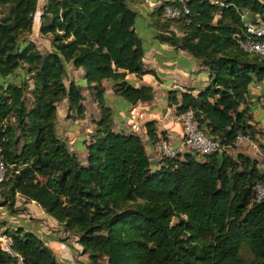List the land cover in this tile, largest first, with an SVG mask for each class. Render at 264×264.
<instances>
[{
    "label": "trees",
    "instance_id": "16d2710c",
    "mask_svg": "<svg viewBox=\"0 0 264 264\" xmlns=\"http://www.w3.org/2000/svg\"><path fill=\"white\" fill-rule=\"evenodd\" d=\"M128 1L44 0L37 11V0H0V207L18 212L17 194L34 201L74 236L86 264H244L243 242L264 264V199H253L264 170L256 158L185 151L151 166L139 135L111 128L104 83L129 102L151 97L150 86L125 78L144 70ZM171 2L155 5L147 23L207 71L196 95L180 92L176 111L192 107L198 126L232 149L237 133L253 138L249 86L260 83L264 97V57L241 50L232 33L241 31V8L264 21V0H191L187 13L166 18L162 7ZM35 15L49 50L29 36ZM67 63L82 69L83 85L64 84ZM82 89L98 109L84 162L54 128L62 99L68 114L84 116ZM145 125L154 140L152 121ZM2 224L10 242L8 250L0 242V264H59L35 231Z\"/></svg>",
    "mask_w": 264,
    "mask_h": 264
},
{
    "label": "crops",
    "instance_id": "0c3cea01",
    "mask_svg": "<svg viewBox=\"0 0 264 264\" xmlns=\"http://www.w3.org/2000/svg\"><path fill=\"white\" fill-rule=\"evenodd\" d=\"M160 1L161 0H138V2H136L129 0L128 4L130 3L129 6L137 12V18L140 17L145 21V24L149 26L146 19L147 13L155 5H158ZM41 6L42 3L38 6L39 10ZM142 12H144L145 15H142ZM34 21L35 22L31 25L29 36L32 40L41 41L43 44V38L41 36H44V34L38 32L39 21L37 15L34 16ZM150 29V35L146 37L140 36L142 38V46L144 49L141 57L144 70L141 73L126 72L125 78L134 86H150L151 97L147 100H135L134 102H129L121 95L115 94L109 87V84H104L106 105L111 111V128L113 130L133 132L139 135L145 153L150 161V165L156 166L160 159L159 154L154 150V141L156 139L163 138L170 145L174 147L179 146L181 128L173 115L179 102L180 92L187 90L193 95H196L197 92L207 83V71L205 67L199 63L196 57L183 49L175 48L173 45L164 41H159L154 36L153 28L150 27ZM49 48L50 46L48 43L46 49L49 50ZM70 68L75 69L77 72V76H74V78L71 79L83 85L84 81L81 77L82 69L80 67L72 66L71 63H67V69ZM257 84L260 86L259 88L255 86ZM81 93L84 96L82 102L84 103L87 100L91 104L88 111L85 109V116L83 118L66 117V115H69L70 113L73 114L72 112L67 114L66 110L63 111L65 112L64 116L66 118L61 117L63 116V113L56 114V120L64 123L65 127V129L60 131L57 130V132L63 137H66V142L71 145L69 147L73 150L79 148L80 144L78 142H82V140L87 138L92 132V119L97 118L98 116L96 103L91 99L90 94L86 89H82ZM260 93V83H253L249 86L246 99L251 116L247 122L253 129V138L249 139L264 147V97L261 96ZM172 96H174L173 98H175L176 101L171 100L170 97ZM64 102H66V100H64ZM147 121H152V127L155 134L154 140H151L147 135L145 125ZM60 132H62V134ZM81 145L83 149L82 152L85 155L84 144L81 143ZM185 151L187 150L179 147V152ZM232 153L244 154L255 158L251 153L248 147V141L246 140H243L241 143L234 146V148H232ZM16 202L23 203L24 206H32V204H34V201H27L18 194L15 197V203ZM41 211L44 212L40 209V212ZM45 218L48 223L53 222L55 223L54 225H56V220L46 213ZM37 223V225H33L34 228H31V230L35 231L40 237H42V234H49L52 232L49 228L45 227L44 221H38ZM22 224L27 225L30 223ZM24 227L26 228V226ZM42 229L44 233L41 232ZM53 230H57V228L53 227ZM74 246V249L80 248L76 242L74 243ZM78 256L80 255H77V258L80 261H77V264H86V257L84 256L79 259L80 257ZM55 257L58 261H64L66 264H74L71 254H68V251H65V249L62 251L61 255L57 252Z\"/></svg>",
    "mask_w": 264,
    "mask_h": 264
},
{
    "label": "built area",
    "instance_id": "2783aa9c",
    "mask_svg": "<svg viewBox=\"0 0 264 264\" xmlns=\"http://www.w3.org/2000/svg\"><path fill=\"white\" fill-rule=\"evenodd\" d=\"M191 0H172L171 3H166L162 7V15L166 18H177L183 13L188 12L187 3ZM210 3L222 4L223 0H207ZM238 16L241 21V31L233 32L232 36L235 38L237 46L248 53H257L264 57V21L260 20L255 13L252 15L246 8L238 10ZM257 88L260 86L255 85ZM174 119L180 124L181 137L179 146L174 147L170 145L163 138H158L154 141V150L161 157H175L179 152V147L186 149L191 153L208 154L212 152H220L222 150L232 153V149L228 145L220 144L217 140L208 136L199 126L194 115L192 107L188 106L180 111H175ZM247 133H237L232 141V146H236L241 141H248V147L251 153L260 163V168L264 170V147L255 141L249 139ZM4 175V164L0 159V180ZM253 199H264V180L257 181L253 185ZM13 216V215H12ZM15 217V216H13ZM0 242L3 247L8 250L10 242L9 237L0 236Z\"/></svg>",
    "mask_w": 264,
    "mask_h": 264
},
{
    "label": "rangeland",
    "instance_id": "374dc122",
    "mask_svg": "<svg viewBox=\"0 0 264 264\" xmlns=\"http://www.w3.org/2000/svg\"><path fill=\"white\" fill-rule=\"evenodd\" d=\"M44 0H37L36 2V10H39L38 9V6L43 3ZM132 1H136L138 2V0H132ZM130 4V3H129ZM142 15H145L144 12L141 13ZM33 22H35L33 20ZM135 31L137 32V34L139 36H142V37H146L148 35L151 34V29L149 26H147L145 24V21L143 19H141L140 17L137 18V16L135 17ZM43 39V44L41 43V41H36L34 40L38 45H40L42 47L43 50H48L46 49L47 48V45L49 43V46H50V42H49V35L48 34H44V36H41ZM50 49V48H49ZM74 76H77V72L75 71V69H67V65H66V77L63 79V82L64 84L66 85L69 81V79L71 78H74ZM85 92V90H84ZM86 93V92H85ZM65 99H62L60 100L58 103H57V106H56V114L59 113V114H62L63 113V116H61L62 118H66V117H70V118H78L76 117L74 114H69V115H66V117L64 116L65 112H63L64 110H66V102H64ZM85 104V109L88 111L91 104L89 101H85L84 102ZM57 108H58V112H57ZM68 114V113H67ZM84 116H85V113H84ZM83 116V117H84ZM81 117V118H83ZM88 117V116H87ZM60 119V118H59ZM89 119V118H88ZM93 123V122H92ZM54 128H55V131L56 133L65 139L66 141V137H63L62 135H60L57 130H63L65 129L64 127V123L60 122V121H57L56 120V117H55V122H54ZM62 134V132H60ZM88 139V136L87 138L83 139L82 142H78L80 144V147L79 148H76V149H72L76 155L78 156V158L84 162V153L82 152V145L81 143L84 144V140H87ZM68 146H71L69 143H67ZM34 204H32V206H24L23 203H15L18 207H20L19 211L16 212V213H9L7 212L3 207H0V236H4L1 234V231L2 229L4 228V225L2 224V222L8 224V225H15V224H18V225H21V226H26V228H34L33 225H37L38 221L40 222H43L44 221V225L45 227L49 228L50 232L49 234H42V239L46 242L45 244H47L49 246V248L51 249V251L53 252V254H62V251L65 249V251H68V254L70 253L71 254V257L74 261V264H77L78 262L77 261H80L78 260L77 258V255H80L78 257H80L79 259H81V257L83 258L84 256L86 257V261H87V256L86 254H82L80 253V248H76L74 249V243L76 242L74 240V236L71 235V234H68L67 232H64L62 230V227L61 225H58L57 222H56V225H54L55 223H48L46 221V218H45V212H40V207L35 203L33 202ZM27 214V215H26ZM15 217H13V216ZM22 223H30V224H22ZM54 225V226H53ZM28 226V227H27ZM39 226V225H38ZM53 227H56L57 230H53ZM42 233L43 232V229L41 231ZM47 235V236H46ZM80 247V246H79ZM61 252V253H60ZM66 253V252H65ZM242 258L243 261H244V264H258L257 262L253 261L252 260V255L248 249V247L246 246V244L243 242L241 243L240 247H239V250H238V258ZM59 264H66L64 261H59Z\"/></svg>",
    "mask_w": 264,
    "mask_h": 264
},
{
    "label": "water",
    "instance_id": "95a60500",
    "mask_svg": "<svg viewBox=\"0 0 264 264\" xmlns=\"http://www.w3.org/2000/svg\"><path fill=\"white\" fill-rule=\"evenodd\" d=\"M196 98H198V97H196ZM192 155H193L194 157H197V155H196L195 153H192Z\"/></svg>",
    "mask_w": 264,
    "mask_h": 264
}]
</instances>
